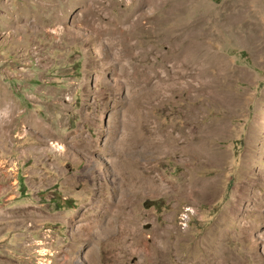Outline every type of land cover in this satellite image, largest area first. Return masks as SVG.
Segmentation results:
<instances>
[{
  "label": "rangeland",
  "instance_id": "rangeland-1",
  "mask_svg": "<svg viewBox=\"0 0 264 264\" xmlns=\"http://www.w3.org/2000/svg\"><path fill=\"white\" fill-rule=\"evenodd\" d=\"M1 94L0 264H264V0H0Z\"/></svg>",
  "mask_w": 264,
  "mask_h": 264
},
{
  "label": "bare ground",
  "instance_id": "bare-ground-1",
  "mask_svg": "<svg viewBox=\"0 0 264 264\" xmlns=\"http://www.w3.org/2000/svg\"><path fill=\"white\" fill-rule=\"evenodd\" d=\"M201 50H202V48H200ZM204 49V48H203ZM207 50H209V49H207ZM253 51V50H252ZM205 52V51H204ZM203 53V52H202ZM209 53H210V51H209ZM208 53V54H209ZM205 54V53H204ZM207 54V53H206ZM209 55H211V54H209ZM208 55V56H209ZM214 56V55H213ZM212 56V57H213ZM201 57V56H200ZM204 57H206L205 55H204ZM204 57L202 56L201 58H203L202 60L203 61H205L204 60ZM211 58V57H210ZM214 59V58H213ZM210 60V59H209ZM212 61V60H211ZM208 62H210V61H208ZM204 63V62H203ZM205 64V63H204ZM207 65V64H206ZM209 70V69H208ZM221 73V72H220ZM218 75V74H217ZM217 78V77H216ZM215 78V79H216ZM224 79V78H223ZM218 81V80H217ZM214 83V82H213ZM221 83V82H220ZM219 85V84H218ZM216 88H218V87H216ZM216 91V90H215ZM229 101V100H228ZM229 103H232V102H229ZM9 104V101H8V98H7V96L6 95H2L1 94V98H0V108H3V107H5V108H9V106H7ZM63 104L64 103H62V106H63ZM32 118V117H31ZM33 119V118H32ZM33 121V120H32ZM31 123V122H30ZM41 124H43L42 122H41ZM30 125H32L34 128H36L37 129V131L39 130L40 132H45V129L43 128V127H41V125L39 124V122L37 123V122H34L33 121V123L32 124H30ZM44 125V124H43ZM45 126V125H44ZM48 131H49V129H48ZM51 132V131H50ZM45 133H49V132H45ZM53 134V133H52ZM74 135V134H73ZM51 136V135H50ZM52 137V136H51ZM54 138H56V137H54ZM72 139V143L73 144H75L76 146H78V147H80L82 150H84V149H86V150H88V152H90V150L91 151H93V147L91 146V145H89V144H87V139L85 140V138L84 137H82V135H80V134H77V136H72L71 137ZM79 138H84L81 142L79 141ZM53 139V138H52ZM56 140V139H55ZM54 141V140H53ZM57 144H59L58 142H57ZM52 148H54V149H56V150H58V151H61V150H63V147L61 146V145H54ZM217 157V156H216ZM97 173V169H95L94 170V166H91L90 167V172H89V176H88V179L89 180H91V177L93 176V175H95ZM90 216V215H89ZM87 219H89V221H91V220H93L92 219V217H86ZM18 220V219H17ZM84 220H86V219H84ZM83 220V221H84ZM128 222H129V220H128ZM130 223V222H129ZM128 223V224H129ZM135 223V222H134ZM91 224V223H90ZM89 224V225H90ZM132 226H134L133 224H132ZM87 228V227H86ZM89 230H92V229H90V228H88ZM130 229V228H129ZM89 230H87V231H89ZM132 230V229H131ZM90 233H91V231H89ZM86 233H88V232H86ZM109 255V254H108Z\"/></svg>",
  "mask_w": 264,
  "mask_h": 264
}]
</instances>
